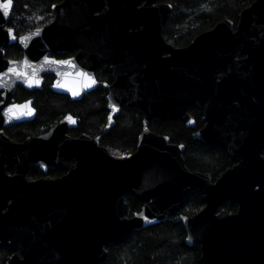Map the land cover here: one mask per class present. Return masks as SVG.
Instances as JSON below:
<instances>
[{
    "label": "water",
    "instance_id": "water-1",
    "mask_svg": "<svg viewBox=\"0 0 264 264\" xmlns=\"http://www.w3.org/2000/svg\"><path fill=\"white\" fill-rule=\"evenodd\" d=\"M12 6L7 17L0 9V73L15 67L26 74L3 77L7 93L17 84L38 87L40 74L54 71L59 77L53 88L79 98L99 84L94 68L108 62L114 80L100 83L108 90V123L124 104L144 117L135 151L121 157L100 145L99 137L65 135L67 117L47 134L10 146L21 154L35 146L36 162L68 173L27 181L21 165L7 177L0 202L12 230L8 244L18 250L8 264H97L106 258L107 245L168 213L178 214L187 244L199 243L203 264H264V143L252 144L247 135L241 143L244 127L264 103V0L244 7L236 25L221 19L184 46L165 38L171 5L157 0H62L52 6V22L18 38L6 27ZM17 40L25 56L4 58L2 48ZM74 46L80 50L68 60L47 57ZM81 73L95 84L84 87ZM189 107L206 122L193 136L225 149L233 164L214 181L186 166L182 144L148 127L153 118L193 126ZM195 189L204 206L191 216L181 214L183 199ZM127 193L142 203L132 216L124 215ZM226 201L238 210H220Z\"/></svg>",
    "mask_w": 264,
    "mask_h": 264
},
{
    "label": "trees",
    "instance_id": "trees-1",
    "mask_svg": "<svg viewBox=\"0 0 264 264\" xmlns=\"http://www.w3.org/2000/svg\"><path fill=\"white\" fill-rule=\"evenodd\" d=\"M13 6L7 26L17 34L32 30L49 22L52 17L51 6L59 0H12ZM171 5L164 25V36L175 46L187 45L200 32L211 28L221 19H231L236 25L239 12L253 0H157ZM19 53L16 43L10 44L6 55ZM99 80L111 81L107 64L96 69ZM105 89L97 86L73 100L67 95L49 88L47 82L40 89L28 92L23 89L17 95L33 97L37 110L35 117L8 129L13 137L34 133L46 127L66 112L78 118L75 133L86 132L99 135L100 143L115 155L135 151L139 134L143 127L144 113L137 107L123 105L114 116L113 123L106 126L107 108ZM189 113L195 116V110ZM201 124L199 117L195 126H187L178 119L153 118L148 127L157 134L169 136L170 142L182 144V155L190 170L209 173L214 181L219 174L231 165L223 148L193 137L196 127ZM36 169L32 172L35 173ZM124 215L132 216L141 209L142 203L133 195H126ZM204 205L203 195L198 189L192 190L182 201L180 213L191 216ZM221 208L229 209L227 203ZM178 214L168 213L165 220L134 229L127 237L106 246V258L97 264H203L199 243H186V231ZM9 249H0V264H5Z\"/></svg>",
    "mask_w": 264,
    "mask_h": 264
},
{
    "label": "flooded vegetation",
    "instance_id": "flooded-vegetation-1",
    "mask_svg": "<svg viewBox=\"0 0 264 264\" xmlns=\"http://www.w3.org/2000/svg\"><path fill=\"white\" fill-rule=\"evenodd\" d=\"M61 1L62 0H59L58 2H55L53 5L60 3ZM52 6H51L52 17L49 20V22H47L46 24H44L42 26L49 24L54 19V13L52 11ZM42 26H39V27H42ZM6 27L11 28V27L7 26V24H6ZM39 27H36V28H39ZM36 28H34V29H36ZM235 28H236V26L234 25L233 30H235ZM11 29H13V28H11ZM34 29H32V30H34ZM32 30H29V31H26V32H23L20 34H17L16 31L14 30V34H15L16 38H18L20 35L28 33ZM14 43H16L18 45L19 53H17V55H15V56L6 55V50H7L8 46L10 44H14ZM10 44H7L5 47L2 48L3 49V57L7 58V59H11V60L22 59L25 56V50L22 46H20V44L18 43V40L13 42V43H10ZM79 50H80V48L78 46H74L71 49H68L65 51L49 52V53H47V57H50L51 59H55V60H68L69 58L76 56V54L79 52ZM237 57L244 58V57H246V54H240ZM102 63L108 65V68H109L110 73H111V77H110L111 81H102V80H99L97 78L96 69ZM93 73H94L95 80L99 83L97 86H102L100 84L101 82L111 83L114 80L111 65L108 62L99 63L94 68ZM40 77H41L40 86L29 88V87H26L22 84H17L15 86L14 92L12 94L7 93L8 92L7 89L2 88V85H0V118H1V122H0V190L2 192H5L7 190V184H6L7 177H9V176L12 177L16 174V172H19L20 168L22 167L21 165H23L25 168L24 175H25L27 181H38V180L43 179V178L57 179V178L63 177L64 175H66L68 173L67 170H65L61 167L52 166L51 164H49L47 162L40 161V160H39V162H36L33 157L38 155V148L35 146H31L30 148L26 147L24 154H21L20 151H17L16 149L13 150L10 147L11 145L23 144L26 141H28L29 139H34L37 137H41L44 134H47L55 125H57L62 119L66 118V117L67 118H66V121L64 123V129H63V133L65 135L70 136V137H79L82 134L89 135L86 132L75 133L73 131V129L77 126L78 118L76 116H74L73 114H71L70 112L64 113L63 115L58 117L56 120H54L52 123H50L46 127L40 128L38 131H36L34 133H25L22 137H18V138L13 137L9 134L8 129L32 120L35 117L36 112H37V110L34 106L33 97H30L29 94L26 95L25 97L18 96L17 91L19 89H23L25 91L30 92L33 89H40L46 81L47 85L49 86V88L51 90H53L57 93H60V94L67 95L70 99L77 100V99H80L84 94L90 92L91 90H93L97 87V86H95L94 88H91L90 90L84 91L79 98H72V96L69 93L62 92L59 90H55L53 88L54 82L59 77V75L57 73H55L54 71L42 72L40 74ZM104 89L106 92L105 93V99H106V95L108 93V90L106 88H104ZM25 104L28 105L27 108H17V109H15V111L20 112V113H27L29 111V109H31L30 115L22 114V115H19L18 118L17 117L9 118V117L5 116L4 112H5L6 108H8L12 105L22 106ZM106 108H107V100H106ZM190 108L195 110V116H193L189 113ZM107 111L109 113L108 108H107ZM108 113H107V120H106V126L107 127H109L113 123V121L111 124L108 123ZM188 113L193 118V122H194L193 126H195V124H196L197 117H199V120L201 121V124H199L196 127L195 131L193 132V134H194V133L198 132L201 128H203L206 122L203 120L204 116L199 114V110L196 107H189ZM69 117H71V119H69ZM251 119L252 120H251L249 126H245L243 129V138H242L241 143L246 142L245 138L247 135L250 137V142H252V144L262 145V143H264V103H261V108H260L259 112L256 114V117H253ZM89 136L92 138L99 137V135H94V136L89 135ZM198 139H200V138H198ZM201 140H203V139H201ZM203 141H205V140H203ZM98 142L100 145H102L100 143V137H99ZM205 142H207L209 144L217 145L215 143H210L208 141H205ZM217 146H219V145H217ZM224 151L226 152L225 149H224ZM111 154L116 156V157L128 155V154L115 155L113 153H111ZM129 154H131V153H129ZM226 154H227V152H226ZM261 155H264V146H262ZM227 156L229 157V160H230V156L228 154H227ZM18 158H21V159H18ZM25 159H27V162H25V164H24ZM230 163H231V160H230ZM232 165L233 164L231 163V165L227 168L232 167ZM33 169H36L35 173L32 172ZM127 194H130V193H127ZM126 195H125V198H126ZM223 203H227L230 206V208L229 209L221 208V204H222L221 203L219 206L220 210L225 209L229 213H235L238 210V204H236V203H230L228 201L223 202ZM6 210H7L6 206H2V204L0 202V249H9L8 255L5 258V264H8V261L15 254H18V250L13 249L12 246L10 244H8V242H11L12 230L7 227V221L8 220L6 219Z\"/></svg>",
    "mask_w": 264,
    "mask_h": 264
},
{
    "label": "snow or ice",
    "instance_id": "snow-or-ice-1",
    "mask_svg": "<svg viewBox=\"0 0 264 264\" xmlns=\"http://www.w3.org/2000/svg\"><path fill=\"white\" fill-rule=\"evenodd\" d=\"M11 5H12V0H2V2H0V9L3 10V15L5 17H7L9 15V10H10ZM39 31L40 30L37 29V35L39 34ZM9 33L10 34L12 33L11 29H9ZM13 39H15V36H13ZM21 39H24V38H21ZM11 63L16 64L17 62L12 61ZM61 63H68V62H61ZM24 65H25V67L28 66L27 60L24 61ZM9 73L16 75L18 78L26 74L25 72L18 71L17 68H15V67H9L8 71L6 73H0V85H3L5 83V81L3 80V77L8 76ZM80 75L86 81L84 84V87H90L91 85L95 84V80L91 77V75L89 73H81ZM29 83H31V81H29ZM77 94H78L77 91L73 90V95L75 96ZM27 107H28L27 104L22 105V106L12 105V106L6 108L4 114L6 117H9V118H12V117L18 118L19 115H22V114L30 115L31 109H29V111L27 113H20V112L15 111V109H17V108H27ZM113 107L115 108L114 105H113ZM69 119H71V117H69ZM109 119H111V116L109 117Z\"/></svg>",
    "mask_w": 264,
    "mask_h": 264
}]
</instances>
